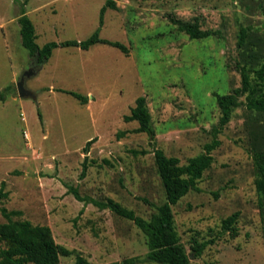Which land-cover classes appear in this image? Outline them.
I'll return each mask as SVG.
<instances>
[{
  "label": "rangeland",
  "instance_id": "1",
  "mask_svg": "<svg viewBox=\"0 0 264 264\" xmlns=\"http://www.w3.org/2000/svg\"><path fill=\"white\" fill-rule=\"evenodd\" d=\"M106 2L0 0V189L5 183L8 193L0 199V223L7 221L5 207L21 211L16 220L51 227L55 241L72 251L60 264H77L79 257L84 264H159L147 259L146 236L133 221L80 201L70 187L82 196L114 199L149 219L166 201L155 148L181 164L203 153L221 117L216 94L241 86L236 62L264 61V0H115L117 9L106 10L100 36L124 43L129 54L104 43L89 50L58 47L39 65L23 46V10L43 47L89 38ZM170 15L198 18L203 29L220 35L191 39ZM241 27L249 28L243 48ZM34 62L40 70L25 85L37 97H21L17 84ZM139 96L147 98L155 146L147 133L134 131L138 121L124 120ZM119 131L127 134L118 138ZM219 139L200 191L173 206L181 243L190 264H264V199L252 155L264 150V113L241 105ZM235 212L240 216L233 237L222 223ZM194 239L215 242L196 256Z\"/></svg>",
  "mask_w": 264,
  "mask_h": 264
},
{
  "label": "trees",
  "instance_id": "2",
  "mask_svg": "<svg viewBox=\"0 0 264 264\" xmlns=\"http://www.w3.org/2000/svg\"><path fill=\"white\" fill-rule=\"evenodd\" d=\"M117 9L115 0H107L101 9L100 27L86 40H67L64 42L51 41L41 47L37 43V33L34 22L23 10L19 17L21 25L22 44L26 47L32 57H36L39 65L48 61L54 49L58 47H79L89 50L92 46L104 43L119 48L125 54H129V48L120 41H113L100 36L101 28L104 25V16L108 8ZM170 20L178 30L185 32L191 39H205L220 35L219 30L203 29L198 18L184 20L174 15H170ZM249 37V28L241 27L238 46L243 48ZM258 60L256 54L246 55ZM236 68L241 74V86L234 88L232 92L226 94H216L217 104L221 110V117L217 125L212 129L213 139L205 145V151L197 156L191 157L186 164H181L176 156H168L161 148H155V162L158 173L163 182L166 201L156 206V211L149 219L136 214L132 209L123 206L114 199L97 200L91 196H82L77 187H70L77 199L85 203H94L101 209H110L121 217L133 221L145 234L149 251L147 259L159 264H190V254L185 250L181 243V238L175 225V215L173 206L176 205L190 191H200L199 181L203 178L206 170L212 167L214 162L213 151L220 146L219 134L231 121L233 111L245 104L249 110L264 113V61L252 64L248 62H236ZM72 94L82 103H88L86 95L74 91L64 90ZM245 97L246 101L242 98ZM126 122L138 121L139 126L135 132L147 133L151 139V144L155 146L156 130L152 123V115L149 111L147 98L139 96L131 112L124 116ZM127 131H119L118 138H122ZM92 139L88 142L86 150H89ZM135 154L139 151L134 150ZM147 150H142L146 154ZM253 159L256 169L255 185L257 191L264 199V150L256 149L253 151ZM87 156L83 164L82 177H85L88 170ZM5 183L0 189V199L7 197L4 193ZM145 202L149 203L147 199ZM152 204V203H150ZM153 205V204H152ZM3 215L7 218L6 222L0 223V242L4 246L0 248V264H60L61 256H69L72 251L58 244L53 236L51 227L48 225L33 224L29 220H16L15 215H20L21 211H8L5 207L1 208ZM240 212H235L223 220V232H230V235H238V223ZM192 245L193 253L201 256L206 247L214 243L215 240L199 241L194 239ZM85 260L78 258L77 264H84Z\"/></svg>",
  "mask_w": 264,
  "mask_h": 264
},
{
  "label": "water",
  "instance_id": "3",
  "mask_svg": "<svg viewBox=\"0 0 264 264\" xmlns=\"http://www.w3.org/2000/svg\"><path fill=\"white\" fill-rule=\"evenodd\" d=\"M39 70H40L39 65L34 62L32 67H30V69L28 71H26L23 74V76L20 78V80H19V82L17 84V88H18L19 95L21 97H32V98H36L37 97L36 92H34V91H32V90H30L29 88L26 87L25 81H26L27 77L36 75ZM191 257L192 256H190V258Z\"/></svg>",
  "mask_w": 264,
  "mask_h": 264
},
{
  "label": "crops",
  "instance_id": "4",
  "mask_svg": "<svg viewBox=\"0 0 264 264\" xmlns=\"http://www.w3.org/2000/svg\"><path fill=\"white\" fill-rule=\"evenodd\" d=\"M32 67V66H31Z\"/></svg>",
  "mask_w": 264,
  "mask_h": 264
}]
</instances>
